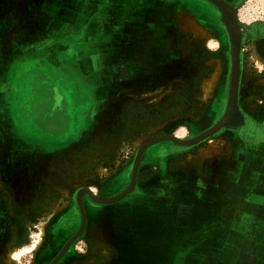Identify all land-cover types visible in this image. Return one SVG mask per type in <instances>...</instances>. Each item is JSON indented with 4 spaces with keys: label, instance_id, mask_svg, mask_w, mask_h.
Instances as JSON below:
<instances>
[{
    "label": "crops",
    "instance_id": "crops-1",
    "mask_svg": "<svg viewBox=\"0 0 264 264\" xmlns=\"http://www.w3.org/2000/svg\"><path fill=\"white\" fill-rule=\"evenodd\" d=\"M187 1L0 0V118L12 120L9 137L0 136L7 171L16 148L30 154L98 143L97 117L114 111L106 101L145 84L170 61L165 32L181 5L190 9ZM62 51L87 89L69 95L50 85L46 68L61 72ZM39 70L48 76L30 102L25 79ZM84 95L94 100L81 105ZM251 110L264 127V106ZM25 116L29 122L21 121ZM234 137L210 158L181 156L163 143L144 151L138 171L144 178L129 203H107L90 220L98 228L112 217L116 230L128 233L118 264H264V138ZM129 183L130 173L119 171L97 194L114 196ZM78 255L73 250L63 264H76Z\"/></svg>",
    "mask_w": 264,
    "mask_h": 264
},
{
    "label": "rangeland",
    "instance_id": "rangeland-1",
    "mask_svg": "<svg viewBox=\"0 0 264 264\" xmlns=\"http://www.w3.org/2000/svg\"><path fill=\"white\" fill-rule=\"evenodd\" d=\"M224 1L237 8L240 29L249 34L241 47L239 105L250 119V110L245 106H264V0ZM187 3L201 10L179 7L177 18L168 24L166 34L170 41V61L157 71L161 78L155 83L131 84L129 92L106 101V109L114 111L111 115L97 117L93 139L98 143L72 145L66 150L58 149V152H44L42 149L30 154L16 148L15 163L8 171L0 154V264H46L66 238L63 231L68 226L73 230L79 222L75 192L76 200L78 192L83 189L97 195L92 189L102 187L109 175L114 171L119 173V167L130 164L132 172L139 147L149 139L171 135L186 140L207 130L188 137L212 122L209 121V110L222 92L224 77L229 78L231 86V43L221 13L214 4L208 1L215 8L212 9L214 12H207L209 6L202 0H188ZM187 16L195 17L202 29L194 30L188 26L185 22ZM68 54L64 51L60 53L62 58L58 62H61V72L52 65L46 71L51 74L50 85L69 94L70 90L78 92L85 89L86 84L82 78L76 77L75 61ZM64 69L66 74L62 77ZM69 70L73 72L72 76L68 74ZM48 74L39 70L34 77L25 79L24 95L27 100L35 97L41 85L40 79L47 78ZM241 87L245 106L241 100ZM89 96L84 95L80 104L94 100ZM102 96L98 95L97 99L101 100ZM75 103L78 104V101ZM77 115L80 118L77 112L75 119ZM82 118L84 121V113ZM21 121L29 122L26 116ZM11 124L9 116L0 118V136L7 132L5 138L9 137ZM226 141V144L232 142L230 137ZM202 142L192 146L197 147V153H190L191 157L215 156L221 147L218 141L208 140L201 146ZM192 151L196 152L195 149ZM133 195H128L116 205L128 204ZM83 206L86 215L84 203ZM92 217L91 213L89 219ZM106 219L98 228L89 226L85 241L75 245H78L76 251L84 255L78 264L121 263L119 250H123L124 235L128 233L117 231L112 217ZM47 227L51 232L50 244L45 243ZM69 239L63 243L60 252ZM42 250L50 256L45 257Z\"/></svg>",
    "mask_w": 264,
    "mask_h": 264
},
{
    "label": "bare ground",
    "instance_id": "bare-ground-1",
    "mask_svg": "<svg viewBox=\"0 0 264 264\" xmlns=\"http://www.w3.org/2000/svg\"><path fill=\"white\" fill-rule=\"evenodd\" d=\"M209 2H211L212 4H214L218 10L221 13L222 16V22L225 25L228 34H229V38H230V43H231V105H230V110L229 113L225 114L215 125H213L211 128L207 129L206 131H204L203 133L183 140V139H179L178 137L175 136H171V135H166V136H162L159 138H155V139H149L146 142H141V146L138 149L135 161H134V165H133V169L132 172L134 171V173L136 174V172L138 171L139 168V162H140V158L143 155V151L145 150V148H147L149 145H151L152 143H154L155 141H157L158 139H172L175 141V143H178L180 145V147H192L202 141H204L205 139L211 137L212 135L216 134L215 132L219 129L218 127H220L221 129H225V128H230V129H237L238 128H243V127H247L249 122L251 119L247 118V116L244 114V112L242 111V109L240 108L239 105V99H240V81H241V73H242V43L243 41L249 36V34H245L244 32L241 31L240 29V21L237 18L236 15V8L231 7L227 2H225L224 0H208ZM185 22L187 23L188 26H190L192 29L194 30H201L202 26L198 24L197 20L195 17L191 16V17H186ZM221 61V60H220ZM220 65V62H219ZM218 76V75H217ZM247 122H246V121ZM247 124V125H245ZM237 126V127H235ZM251 127V126H250ZM249 127V128H250ZM248 128V127H247ZM253 129V128H252ZM251 129V130H252ZM248 131V130H247ZM250 133V131H248ZM158 143V142H155ZM87 192L89 193L92 197L93 200L95 202H107L106 200L108 198L111 197H102V196H97L92 194L89 190H80L77 194V200H78V204L82 213V217H84V220L82 218V221L84 222V225L82 226L84 228L85 224H86V215H85V211H84V206H83V202H82V195ZM99 200V201H97ZM82 225V223H81ZM81 227V226H80ZM81 227V228H82ZM80 233V229L78 231L77 234H74L66 243V245L63 247L61 253L63 254L68 246L72 243V241L74 240V238ZM62 254H59L58 257H60ZM57 257V259H58Z\"/></svg>",
    "mask_w": 264,
    "mask_h": 264
},
{
    "label": "flooded vegetation",
    "instance_id": "flooded-vegetation-1",
    "mask_svg": "<svg viewBox=\"0 0 264 264\" xmlns=\"http://www.w3.org/2000/svg\"><path fill=\"white\" fill-rule=\"evenodd\" d=\"M202 1H204L208 6H209V10L207 11V10H204V11H207V12H214L212 9L213 8H215V7H213L212 5H210V3H208V1H206V0H202ZM228 1V0H227ZM229 2V1H228ZM230 3V2H229ZM184 4V3H183ZM185 5V4H184ZM184 5H181L180 6V8L181 7H183ZM233 5V4H232ZM212 6V7H211ZM235 6V5H234ZM192 11L193 10H201V9H195V8H193V7H191V6H188ZM236 7V6H235ZM260 29V28H259ZM165 34H166V32H165ZM166 37H167V34H166ZM157 73L158 72H156V74L155 75H153V77H150V79L149 80H147L146 81V83H148V82H157V80H159L160 78H161V76H160V74L159 75H157ZM229 80V78L228 79H226V77H224V86H223V88H222V92L217 96V98L215 99V103L213 104V107L211 108V110H209V114H210V119H209V121H212L207 127H205V128H203V129H201V130H199V131H197V132H195V133H192L191 135H189L188 137H192V136H195V135H197V134H199V133H201L202 131H204V130H206V129H208V128H210L212 125H214L215 123H216V121L217 120H219L224 114H225V112H226V110H227V106H228V101H229V89H230V82L228 81ZM242 86H243V84H242ZM240 100V99H239ZM241 100H242V103H243V105H244V102H243V97H242V87H241ZM245 106V105H244ZM246 108H247V110H250L251 112L253 111V110H251V108H256L254 105H251V106H249V107H247V106H245ZM250 111H248V114L250 115V121L249 122H247L246 120V122L247 123H249L248 124V128L247 127H243V128H238L237 127V129H221L220 131H218L216 134H214L211 138H209L208 140L209 141H218L219 143H220V145L221 146H224L223 148H221L220 147V149H218L217 150V154L220 152V151H222V150H227L228 148H229V145L230 144H226V139L227 138H231V143H233V142H236L238 139H239V137H234V135L236 134V133H239L240 135H242L243 137H244V139L245 140H249V141H252V140H254V139H260V138H264V127H262V126H260V125H258L255 121H254V119H253V117L251 116V112ZM247 116V115H246ZM247 118H248V116H247ZM215 119V122L213 123V120ZM245 125H247V124H245ZM251 126V127H250ZM250 127V128H249ZM253 128V129H252ZM252 129V130H251ZM250 131V133L248 132V131ZM188 137H186V138H188ZM183 139H185V138H183ZM208 140H206V141H203L202 143H201V146H204V144L208 141ZM158 143H170L171 145H169L170 147H174L176 150H177V154H179V155H184L185 157H191L190 156V153H197V147H192V148H187V147H180V145H177V144H175L173 141H171V140H167V141H161V142H158ZM214 146H216L215 144H214ZM193 149H195V151L196 152H193L192 150ZM187 150H190V151H187ZM216 154V155H217ZM206 157H208V158H210V157H212L213 155H205ZM201 158V157H200ZM33 161V160H32ZM32 163H35V161H33ZM127 166V167H126ZM130 167H131V165L129 164V165H125V167H123V168H118L117 170H119V171H123V170H127L129 173H130V178H131V169H130ZM118 171V172H119ZM139 171V170H138ZM115 175V171H114V173H112L111 175H109L110 177L107 179V181L105 182V184L108 182V180H110L111 179V177L112 176H114ZM144 177L143 176H139V172H138V176H137V180L139 181L140 179H143ZM104 184V185H105ZM103 185V186H104ZM89 188V187H88ZM101 188V187H100ZM100 188H98L97 190H94V189H92L93 190V192L95 193V194H97L101 189ZM89 189H91V188H89ZM77 190V189H76ZM75 194H76V192H75ZM75 194H74V199H75V201H76V205H77V210H78V213H79V222H78V224L76 225V226H74L75 228L72 230L71 229V226H68L64 231H63V233L64 234H66L67 236H66V238L64 237V239L62 240V242L60 243V245H59V247H57V250H56V253L55 254H53L54 255V257L52 258V259H49L48 258V262L46 263V264H49L56 256H57V254L60 252V250H61V248H62V246H63V243L67 240V239H69L74 233H76L77 232V230L79 229V227H80V225H81V221H82V214L80 213V209H79V207H78V204H77V200H76V197H75ZM97 195H100V194H97ZM82 202L85 204V207H86V215H87V219H86V225H85V228H84V230H83V232H82V234L72 243V245L70 246V248L68 249V251L64 254V256L58 261V263L57 264H63V261H64V259L67 257V255L70 253V252H72L73 250L75 251L76 250V248H78V245L75 247V245L78 243V242H81V241H85V238H86V236H87V232H88V230H90V227L89 226H91L92 224H90V220H91V218L89 219V217H90V215H91V213L93 212V211H97L98 209H100L101 208V206H104V205H106L105 203H98V202H95L94 200H93V198L91 197V195L89 194V193H85L83 196H82ZM109 205V204H108ZM100 211V210H99ZM106 218H110L109 216L108 217H106ZM106 218H104V219H106ZM103 219V220H104ZM107 220V219H106ZM57 223H58V221H57ZM48 228V227H47ZM64 229V228H63ZM68 233V234H67ZM50 239H51V232H50V230H49V228H48V234L46 235V239H45V243H47V244H50L51 243V241H50ZM83 241V242H84ZM42 254H44L45 255V257H48V256H50L48 253H45L43 250H42ZM52 255V256H53ZM51 256V257H52ZM82 256H84V255H82V254H79L77 257H78V260H77V262H76V264H78V261H80V258L82 257ZM93 260H95V258L94 259H91V263L92 262H94Z\"/></svg>",
    "mask_w": 264,
    "mask_h": 264
},
{
    "label": "water",
    "instance_id": "water-1",
    "mask_svg": "<svg viewBox=\"0 0 264 264\" xmlns=\"http://www.w3.org/2000/svg\"><path fill=\"white\" fill-rule=\"evenodd\" d=\"M213 1H215V0H213ZM236 15H237V8H236ZM237 18H238V16H237ZM231 95H232V92H231V88L229 89V101H228V106H227V110H226V112H225V114H227V113H229V110H230V105H231ZM224 114V115H225ZM223 115V116H224ZM222 116V117H223ZM213 126V125H212ZM221 127V126H220ZM220 127H218L219 129L215 132V133H217L218 131H220L221 130V128ZM235 127H237V126H235ZM203 132V131H202ZM167 140H171V141H173L174 143H175V141L174 140H172V139H161V140H157V141H155V142H161V141H167ZM155 142L154 143H152L151 145H153V144H155ZM175 144H177V145H179L178 143H175ZM151 145H149L148 147H150ZM147 147V148H148ZM147 148H145V150L147 149ZM144 150V151H145ZM144 151H143V153H144ZM142 153V154H143ZM141 158H142V156H141ZM141 158H140V162H141ZM140 162H139V167H140ZM138 170H139V168H138ZM137 175H138V171L136 172V174L134 173V171L131 173V178H130V183L128 184V186L122 191V192H120V193H118L117 195H115V196H113V197H111V198H108L106 201L107 202H99V203H105V204H107V203H116V202H119V201H121L122 199H124L128 194H130L133 190H134V188H135V185H136V180H137ZM92 197V196H91ZM93 198V197H92ZM97 201H99V200H97ZM83 218V220H84V217H82ZM84 222L85 221H82V225H81V227L84 225ZM79 228L80 229V233L74 238V240L72 241V243L82 234V232H83V230H84V228H85V226H84V228L82 227V228ZM79 229H78V231H79ZM78 231L75 233V234H77L78 233ZM72 243L68 246V248H67V250L62 254L61 252H60V254H62L60 257H58V259H57V257H55L54 259H53V262L51 261L49 264H57L58 263V261L64 256V254L68 251V249L70 248V246L72 245ZM59 255V254H58Z\"/></svg>",
    "mask_w": 264,
    "mask_h": 264
}]
</instances>
